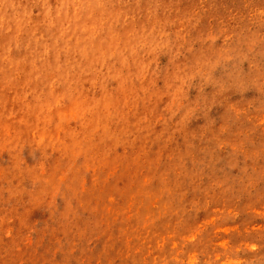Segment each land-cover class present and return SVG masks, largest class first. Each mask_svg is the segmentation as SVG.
Here are the masks:
<instances>
[{
	"label": "rangeland",
	"instance_id": "374dc122",
	"mask_svg": "<svg viewBox=\"0 0 264 264\" xmlns=\"http://www.w3.org/2000/svg\"><path fill=\"white\" fill-rule=\"evenodd\" d=\"M0 264H264V0H0Z\"/></svg>",
	"mask_w": 264,
	"mask_h": 264
}]
</instances>
